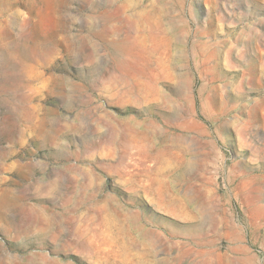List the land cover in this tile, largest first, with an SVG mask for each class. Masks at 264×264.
Listing matches in <instances>:
<instances>
[{"label":"rangeland","instance_id":"1","mask_svg":"<svg viewBox=\"0 0 264 264\" xmlns=\"http://www.w3.org/2000/svg\"><path fill=\"white\" fill-rule=\"evenodd\" d=\"M0 264H264V0H0Z\"/></svg>","mask_w":264,"mask_h":264}]
</instances>
